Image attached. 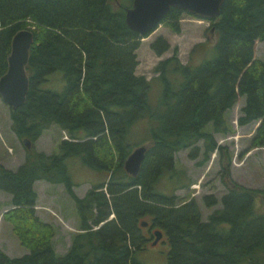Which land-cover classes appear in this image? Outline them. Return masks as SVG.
I'll use <instances>...</instances> for the list:
<instances>
[{
  "label": "trees",
  "instance_id": "trees-1",
  "mask_svg": "<svg viewBox=\"0 0 264 264\" xmlns=\"http://www.w3.org/2000/svg\"><path fill=\"white\" fill-rule=\"evenodd\" d=\"M115 3L0 0V77L13 35L21 29L33 33L26 65L29 88L24 103L10 108L11 129L32 143L53 124L67 135L57 152L27 148L16 170L0 165V191L11 195L12 206L3 219L29 250L10 257L0 249V264H142L135 258L149 239L142 221L167 236L166 264H264V216L254 209L264 189L231 177V157L214 137L231 132L225 115L243 96L237 124L258 122L251 147H264V61L254 59L255 41L264 40V0H224L220 16L210 20L217 34L215 56L195 66L181 64L174 49L155 67L163 88L152 105L151 82L135 73L136 50L146 36L125 22L132 0ZM183 13L171 8L162 22L177 33ZM150 48L161 55L170 45L158 36ZM169 70L180 78L170 80ZM55 71L63 73V89L41 88ZM145 118L148 138L131 143L132 127ZM201 140L204 159L213 151L226 156L220 173L226 192L206 221L194 198L177 203L175 194L157 187L164 175L176 172V152L189 148V157L196 158ZM146 141L144 160L132 176L124 161ZM71 156L106 172L107 180L78 197L65 164ZM37 180L62 184L76 204L80 231L63 255L54 248L56 227L36 214ZM203 201L211 207L217 198L209 194Z\"/></svg>",
  "mask_w": 264,
  "mask_h": 264
},
{
  "label": "rangeland",
  "instance_id": "rangeland-1",
  "mask_svg": "<svg viewBox=\"0 0 264 264\" xmlns=\"http://www.w3.org/2000/svg\"><path fill=\"white\" fill-rule=\"evenodd\" d=\"M179 23L180 31L176 33L161 22L156 30L141 38L140 46L136 50L138 64L135 73L145 76L151 82L148 93L150 105L157 102L163 88V83L158 78L160 72H156L155 67L160 61L171 57L174 49H177L176 55L181 64L195 66L215 56L214 45L217 34L211 29V21L184 12ZM158 36L164 37L170 45V48L161 55H156L150 48V43ZM254 59L264 61V40L255 41ZM167 76L170 80L180 78L171 70L168 71ZM64 85L63 73L55 71L42 83L41 88L59 92ZM244 102L245 98L239 96L236 104L225 115L231 132L216 133L214 137L218 145L225 147L226 155L231 157V177L246 187L264 189V147H251V138L258 122L244 126L237 124V117ZM148 124L146 118L134 124L129 137L131 143L144 137L148 138ZM63 138H67L66 133L53 124L45 129L35 142H30V148L47 154L57 152L58 143ZM147 144L146 141L145 146ZM197 145L200 151L196 158L189 157V148L176 152V172L172 175H164L157 187L166 194H175L177 203L194 198L200 209L202 221H206L208 215L221 206L220 198L226 192L220 179L221 163L226 161V156L224 152H221V155L213 151L208 159H204L203 141H199ZM27 150L23 138H19L11 129L10 107L0 98V165L16 170L24 161ZM65 164L69 178L74 184L72 190L78 197H83L92 185L108 178L106 172L87 167L80 156L67 157ZM34 189L37 192L36 214L40 215L43 221H48L56 227L53 244L56 253L63 255L71 244L72 235L80 231L76 204L62 184L53 185L38 180L34 182ZM209 194L217 198V203L211 207H207L203 201V197ZM10 202L11 195L0 191V249L10 257H21L29 250L20 244L11 224L3 219V213L12 207ZM254 209L257 214L264 216L263 198H255ZM153 230L152 228L149 231L147 226L143 227V233L149 239L140 250L135 252V258L142 264H166L169 251L167 236L162 233V237L153 244Z\"/></svg>",
  "mask_w": 264,
  "mask_h": 264
},
{
  "label": "water",
  "instance_id": "water-1",
  "mask_svg": "<svg viewBox=\"0 0 264 264\" xmlns=\"http://www.w3.org/2000/svg\"><path fill=\"white\" fill-rule=\"evenodd\" d=\"M224 0H132L131 7L125 11L127 26L141 36H148L163 21L171 8L180 9L196 18L210 21L220 16V7ZM213 30V28H211ZM33 43V33L30 29L17 31L11 40V50L7 58L6 72L0 77V98L11 109L21 106L29 88L26 65L29 50ZM26 148L30 141L23 139ZM146 146L135 147L124 161L125 171L136 176L145 157ZM114 217L112 215L110 218ZM141 226H148L142 221ZM98 228V227H97ZM153 244L162 237L160 230H154Z\"/></svg>",
  "mask_w": 264,
  "mask_h": 264
},
{
  "label": "flooded vegetation",
  "instance_id": "flooded-vegetation-1",
  "mask_svg": "<svg viewBox=\"0 0 264 264\" xmlns=\"http://www.w3.org/2000/svg\"><path fill=\"white\" fill-rule=\"evenodd\" d=\"M116 3H118V2H116ZM131 5H132V3H131ZM130 7H131V6H130ZM147 228H148L149 231L152 230V228H150V226H147ZM152 241H153V240H152Z\"/></svg>",
  "mask_w": 264,
  "mask_h": 264
},
{
  "label": "crops",
  "instance_id": "crops-1",
  "mask_svg": "<svg viewBox=\"0 0 264 264\" xmlns=\"http://www.w3.org/2000/svg\"><path fill=\"white\" fill-rule=\"evenodd\" d=\"M38 181V180H37ZM36 182V181H35ZM36 191V190H35ZM35 209H36V206H35ZM40 216V215H39ZM41 217V216H40ZM48 222V221H47Z\"/></svg>",
  "mask_w": 264,
  "mask_h": 264
}]
</instances>
